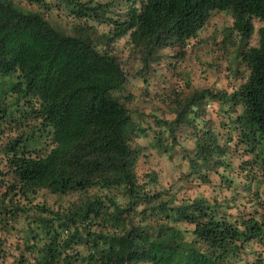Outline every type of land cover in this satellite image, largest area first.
<instances>
[{"label": "trees", "instance_id": "trees-1", "mask_svg": "<svg viewBox=\"0 0 264 264\" xmlns=\"http://www.w3.org/2000/svg\"><path fill=\"white\" fill-rule=\"evenodd\" d=\"M62 1L76 19L108 9ZM124 1L127 11L97 36L93 28L66 34L19 5L48 10L45 0H0V264H264L263 214H233V199L178 198L155 189L154 170L137 171L146 140L157 157L180 146L187 176L203 183L228 169L229 147L240 149L249 158L237 176L257 168L264 181V0ZM213 12L232 17L221 46L244 65V81L230 92H172V119L132 108L113 43L128 37L147 82L155 65L182 59ZM168 49L177 52L163 54ZM216 100L237 134L221 147L200 119ZM189 127L193 153L177 136ZM42 191L77 200L49 204Z\"/></svg>", "mask_w": 264, "mask_h": 264}, {"label": "rangeland", "instance_id": "rangeland-1", "mask_svg": "<svg viewBox=\"0 0 264 264\" xmlns=\"http://www.w3.org/2000/svg\"><path fill=\"white\" fill-rule=\"evenodd\" d=\"M86 1H90L91 6L99 4L107 6V12L97 19L83 20L72 16L70 11L65 8L62 0H45L50 7L48 10L40 9L36 5H28L25 2H21L19 5L25 10L39 12L52 26L66 34H72L73 30L79 28H93L97 32V36L107 35L111 26L108 20L117 19L118 17L115 14L125 13L127 7L130 6V3H126L124 0ZM135 4L138 6L137 0ZM231 25L232 17L230 14L213 12L204 30L198 33L195 38L189 40L187 47L179 52L182 59H172L168 62L163 61L159 66L155 65L156 70L148 77L147 82H144L136 74L140 66L139 56L131 49L128 37H123L114 42L112 52L126 75L125 92L134 96L132 108L172 119V113L167 105L172 92H181L180 95L186 97H189L193 90L230 92L232 87L242 83L247 74L244 65L235 58L233 49L227 48L225 50L221 46L225 30ZM254 26L257 29L261 24L255 23ZM257 41V34L255 33L250 41V46H256ZM175 52L177 51L168 49L163 54L173 55ZM186 81L189 83L188 86L185 85ZM223 110L227 109L217 100L211 101L205 106L204 115L200 118L202 121L210 123V128L217 134L220 147L227 145L228 135L234 136L233 141L237 135L235 126L230 124L232 118L229 116L223 117ZM4 131L8 134L10 132L6 129ZM192 135V127L183 128L182 131L177 132V136L181 140L187 139L185 146L193 153ZM140 142L145 146L143 152L145 156H141L138 160L137 171L139 174L146 172L148 169L157 172L159 184L155 189H172L173 192L177 191L178 198L200 196L207 200L233 199L236 206V210L232 211L233 214L236 211H241L240 217H247L250 214L264 215V205H261L264 202V181H262L257 168H252L251 172L247 171L243 175L237 176L242 162L247 161L249 158L240 149L237 153L232 151V147H229V153L225 155V160L229 164L228 169L222 168L216 173H209V182L203 183L194 178L193 175L191 177L187 176L189 167L186 160L183 159L185 152L180 146H175L169 154L157 157L151 153L148 141L142 140ZM148 154L151 155L147 156ZM240 155L244 156L240 157ZM247 173L250 176L249 178L254 173V179H247ZM221 176L223 178L229 176V179L234 180V183L225 181ZM247 183H250L248 191L245 187ZM255 192L259 193L260 199H256ZM40 195H44L49 204L62 201V204L67 206L77 200L75 194L55 197L46 195L45 191H42ZM249 196L253 200L252 202H248ZM248 260L251 261L253 258L250 257Z\"/></svg>", "mask_w": 264, "mask_h": 264}]
</instances>
